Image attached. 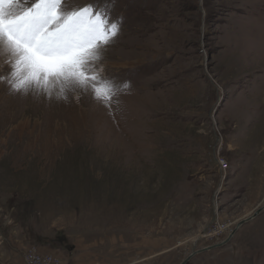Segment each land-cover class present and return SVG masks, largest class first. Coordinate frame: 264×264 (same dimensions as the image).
I'll return each instance as SVG.
<instances>
[{
    "label": "rangeland",
    "instance_id": "rangeland-1",
    "mask_svg": "<svg viewBox=\"0 0 264 264\" xmlns=\"http://www.w3.org/2000/svg\"><path fill=\"white\" fill-rule=\"evenodd\" d=\"M62 3L119 21L90 67L117 92L16 90L0 54V264L29 247L58 264H264V0Z\"/></svg>",
    "mask_w": 264,
    "mask_h": 264
},
{
    "label": "snow or ice",
    "instance_id": "snow-or-ice-1",
    "mask_svg": "<svg viewBox=\"0 0 264 264\" xmlns=\"http://www.w3.org/2000/svg\"><path fill=\"white\" fill-rule=\"evenodd\" d=\"M119 27V21L91 4L65 11L62 0H0V40L14 57L13 88L35 84L51 95L53 83L91 85L95 98L109 104L117 88L90 67L102 58ZM64 95L61 88L57 97Z\"/></svg>",
    "mask_w": 264,
    "mask_h": 264
},
{
    "label": "built area",
    "instance_id": "built-area-1",
    "mask_svg": "<svg viewBox=\"0 0 264 264\" xmlns=\"http://www.w3.org/2000/svg\"><path fill=\"white\" fill-rule=\"evenodd\" d=\"M220 163L223 164V168H226L224 165V160L220 159ZM24 263L25 264H58L59 261L57 258L48 255L46 253H40L37 248L29 247L24 254Z\"/></svg>",
    "mask_w": 264,
    "mask_h": 264
},
{
    "label": "water",
    "instance_id": "water-1",
    "mask_svg": "<svg viewBox=\"0 0 264 264\" xmlns=\"http://www.w3.org/2000/svg\"><path fill=\"white\" fill-rule=\"evenodd\" d=\"M264 209V207L260 208V209H257L254 213H253V216L250 218H254L256 217L262 210ZM244 222V221H241L237 224V227L238 228L240 226V224ZM236 230V229H235ZM234 234V231L229 235V237H231L232 235ZM197 251H192V253L190 255H188V257H186L180 264H185Z\"/></svg>",
    "mask_w": 264,
    "mask_h": 264
},
{
    "label": "bare ground",
    "instance_id": "bare-ground-1",
    "mask_svg": "<svg viewBox=\"0 0 264 264\" xmlns=\"http://www.w3.org/2000/svg\"><path fill=\"white\" fill-rule=\"evenodd\" d=\"M0 54L1 55H5V56H9L10 58H13L12 55H11V53L6 49V46H5V44H4V42L2 40L0 42Z\"/></svg>",
    "mask_w": 264,
    "mask_h": 264
},
{
    "label": "crops",
    "instance_id": "crops-1",
    "mask_svg": "<svg viewBox=\"0 0 264 264\" xmlns=\"http://www.w3.org/2000/svg\"><path fill=\"white\" fill-rule=\"evenodd\" d=\"M1 151V150H0Z\"/></svg>",
    "mask_w": 264,
    "mask_h": 264
}]
</instances>
